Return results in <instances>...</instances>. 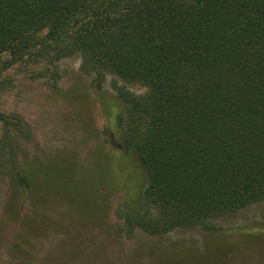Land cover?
I'll use <instances>...</instances> for the list:
<instances>
[{
	"label": "trees",
	"instance_id": "obj_1",
	"mask_svg": "<svg viewBox=\"0 0 264 264\" xmlns=\"http://www.w3.org/2000/svg\"><path fill=\"white\" fill-rule=\"evenodd\" d=\"M6 52L11 63L78 54L97 91L110 74L146 88H119L120 101L105 104L107 159L99 153L82 184L97 197L121 190L134 204L123 158L136 153L148 183L143 210L123 214L128 230H212L213 216L264 201V0H0ZM0 120V194L9 178L72 193L62 168L20 157L15 124Z\"/></svg>",
	"mask_w": 264,
	"mask_h": 264
},
{
	"label": "rangeland",
	"instance_id": "obj_2",
	"mask_svg": "<svg viewBox=\"0 0 264 264\" xmlns=\"http://www.w3.org/2000/svg\"><path fill=\"white\" fill-rule=\"evenodd\" d=\"M11 59L9 52L0 54V113L15 124L20 157L62 168L75 188L68 194L48 181H34L25 190L11 178L5 181L0 264H264V232L258 231L264 227V201L213 216L212 230L188 225L163 234L130 231L123 214L127 207L143 210L148 183L134 152L123 158L137 195L134 204L127 206L125 193L118 189L98 197L86 191L99 153L107 159L105 104L120 101L119 88L144 94V86L110 74L97 91L94 73L83 70L78 54L15 63ZM119 104L125 111L123 102ZM3 127L0 120V143ZM116 136L122 142L123 126Z\"/></svg>",
	"mask_w": 264,
	"mask_h": 264
}]
</instances>
